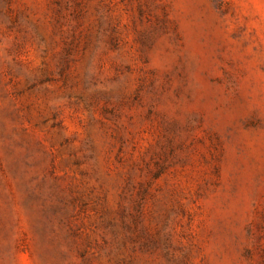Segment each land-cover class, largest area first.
I'll list each match as a JSON object with an SVG mask.
<instances>
[{"label": "rangeland", "instance_id": "rangeland-1", "mask_svg": "<svg viewBox=\"0 0 264 264\" xmlns=\"http://www.w3.org/2000/svg\"><path fill=\"white\" fill-rule=\"evenodd\" d=\"M0 264H264V0H0Z\"/></svg>", "mask_w": 264, "mask_h": 264}]
</instances>
